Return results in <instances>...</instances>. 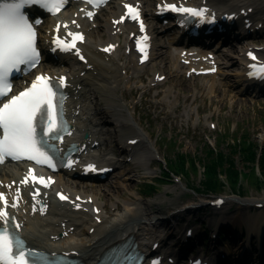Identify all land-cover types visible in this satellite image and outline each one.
Instances as JSON below:
<instances>
[{"label": "rangeland", "instance_id": "rangeland-1", "mask_svg": "<svg viewBox=\"0 0 264 264\" xmlns=\"http://www.w3.org/2000/svg\"><path fill=\"white\" fill-rule=\"evenodd\" d=\"M104 37V35H102ZM249 41V40H248ZM120 55L119 59L122 60ZM127 59V58H125ZM128 63V62H126ZM128 66V65H127ZM125 67L126 81L120 85L118 93L122 97L127 111L137 122L138 129L148 136L151 145H144L142 141L133 146V154L128 155L119 148L128 138L138 137L134 128L127 124L118 130L107 121L104 122L103 138L105 143L98 154H104L106 150L113 149L116 158L119 159L117 168L104 180H84L85 190L98 192L103 202V208L107 214L115 213L122 200H135L141 205L145 217L152 220L155 216H164L166 211L173 206L181 205L189 201L203 198L195 194L188 187L197 188L202 180V166L215 157V154L223 153L225 158L234 159L239 170L243 173H251L252 181L259 175L261 163L264 164V99L260 97H249L228 92L229 88H219L211 95L208 86L203 81L196 79L191 81L180 75L165 57L155 60L140 72H133ZM163 70L166 75L165 82L153 86V71ZM205 86V87H204ZM226 91L227 93L223 92ZM196 93V95H194ZM167 94H170L167 97ZM92 108L97 111L103 106L102 98L92 95ZM101 113V112H100ZM103 114V113H102ZM104 115V114H103ZM102 115V116H103ZM118 119L124 121L125 112L117 114ZM124 123V122H123ZM125 139V140H124ZM138 139V138H137ZM252 147L253 155L244 154L242 148ZM211 150L215 154H211ZM151 156L148 165L134 164L137 154L146 152ZM180 160L195 162L196 171L187 167V175L178 174L175 178L167 180L164 173L172 168V164L180 163ZM168 163V166L166 165ZM170 163H172L170 165ZM166 168V169H164ZM254 170V171H253ZM168 173V172H167ZM130 175L131 177H127ZM163 176V177H162ZM126 178V179H125ZM120 183L126 188L114 186ZM87 184V185H86ZM153 184L155 187L149 192L145 191V185ZM253 185V183L251 182ZM243 181L246 189L244 197L264 198V186L260 189ZM90 185L94 187H90ZM96 186V187H95ZM100 187L97 189V187ZM115 187V188H114ZM110 190V191H109ZM223 195L226 197L229 209L235 211L233 215L225 217L234 228H243L244 234L233 232V236H222L223 244L220 248L228 252V257L237 255L238 248L246 244L249 254V264L253 261L257 248L264 243V222L262 224L261 236L256 235V229H251L250 220L245 221L244 216H263L264 207L251 209L240 206L234 195L225 188ZM245 192V190H244ZM234 208V209H232ZM195 213L183 212L162 222L160 231L166 232V243H176L178 239L176 232L182 224L189 222L190 216ZM201 215H193L192 218ZM147 219V220H148ZM222 220V219H220ZM147 222V221H146ZM149 222V221H148ZM154 223V224H153ZM150 230L156 229L153 221ZM250 230L247 231L246 228ZM85 232V229H83ZM249 232L252 235L246 233ZM260 239H262L260 241ZM165 244V243H164ZM253 247V251H252ZM259 250V249H258ZM252 264H257L254 261Z\"/></svg>", "mask_w": 264, "mask_h": 264}, {"label": "bare ground", "instance_id": "bare-ground-1", "mask_svg": "<svg viewBox=\"0 0 264 264\" xmlns=\"http://www.w3.org/2000/svg\"><path fill=\"white\" fill-rule=\"evenodd\" d=\"M132 1L142 2L147 17H150L151 11L155 10L153 6L149 5L151 1L155 2V0ZM225 2L221 7L229 6L230 9L235 10L232 2H229L228 4H225ZM258 3V6H254L253 9L248 8L247 12H251L254 15L264 13V0H260ZM242 7L243 6H240L239 9ZM120 11L121 9L118 7L117 1H113L105 7L101 13L95 16V19H93L92 22H90L91 20L88 18L79 17L76 11L73 10L69 12L64 11L55 18H48L46 24L40 26L39 37L40 43L43 46H48L49 35L57 22L59 23L58 31H62L61 26H64L65 23L73 25L75 30L85 31L86 38L84 44L81 45V48L87 57L86 64L80 65L74 60V58L67 54H57V63L52 64L41 62L35 72L44 71L51 74L60 69L67 71L69 74V87H67L69 92L68 112L70 114L69 116L73 119V125L78 139H82L80 133H88L89 138L82 141L86 144L85 149L87 151L90 149V144L93 141H97L98 139L101 140L102 128L99 127V125L106 122V120L114 125L117 132L120 128L126 126V124L129 127L134 128L136 132L139 130L137 122L132 117L131 113L127 111L126 105L118 93L121 83L126 81L127 78L124 69V66H127V64L125 61H119L116 55L118 50H120V46L117 47L115 53L113 52L111 54H105L99 50L100 48L105 47L108 42L110 43L117 38L116 35L112 34L113 23L110 19L118 17ZM68 17H70L69 20ZM155 17L157 16L155 15ZM123 29H126V31L128 30L129 32L132 31V28L126 24L122 25L121 30ZM150 29L154 34V54L156 52L155 56H157V58L169 48L173 50L172 55L176 62V67H180L179 61L187 65V67H191L208 60V56L204 53L196 54L195 51L186 49L185 47L187 46L181 41L176 42L180 46H172L171 41H167V45L165 46V44L157 37L163 36L166 32L157 28L154 23L150 24ZM102 33H105L106 37H103ZM127 38L124 40L125 48H129ZM183 50L186 51L185 54L181 53ZM127 54L130 56L129 59L131 58V69L135 72L140 71L143 67L137 65L133 55H130V51L127 52ZM262 54H264V52H262ZM81 71H84L83 75H80ZM20 86H22V84L18 83V87ZM208 88L209 92L213 93L214 83L212 82ZM88 95H94L97 98L104 99L103 107L99 111L104 114L103 121L101 120L102 117H99L98 113L89 107L93 101L88 98ZM121 111H124L126 115L124 121L118 119L117 114L120 115ZM119 136L120 133L118 132L116 138L122 139L119 138ZM137 136L145 146H152L148 136L144 135L142 131L138 132ZM134 138L136 137L127 138L126 140L124 139L125 142L121 145L122 149L127 153L130 151L132 152L131 154L134 153L132 149H134L133 146H135L136 143L134 145L129 143L130 139L133 140ZM99 143L101 144L100 141ZM86 156L89 157L90 155L87 154ZM91 156L99 162L107 161L110 158L106 157L108 158L106 159L105 156L99 157L92 153ZM150 159L151 156L147 155V151L142 152L140 155L137 154L134 164L146 166ZM112 163H114V160ZM23 170V164L4 165L0 171V182L6 185H11L12 182H18L20 178L19 176L22 174ZM71 175V172L65 175L57 174V181L54 185V189H63L68 192L71 197L78 195L81 199L86 200L83 204L86 212H75L72 208L67 207L66 204L60 205L52 203L48 215L44 218L30 216V213L23 214L24 209L28 210V206H25L24 204L26 202L30 203L28 199L27 201L25 200V195L30 192V189L27 186H24V193L21 197L24 204H22L23 206L20 208L17 215L23 221L22 234L30 246L51 252L74 251L82 261L93 262L107 247L116 242L122 241L128 235H131L140 243L142 251L152 250V244L156 242V239H153L150 243L147 236L151 237L149 227H155L149 225L148 221L151 223V220L145 217L146 215L143 214L141 205L138 201L124 199L120 201L121 205L115 213L107 214L102 206L103 202L100 194L98 192L95 193L94 191L85 190V184L76 180L73 181ZM127 177L129 178L131 176L128 175ZM91 186L92 185H90V187ZM114 186L123 189L126 188V186L120 183H117ZM99 187L100 186H98L97 189ZM37 198L44 201H51L49 192H44L37 196ZM96 216L101 218L99 223L94 221V217ZM171 216H173V214H166L159 217L155 216L153 220L156 225L159 224V228L161 229L163 226L162 222H165L168 218H171ZM243 220H250V226L253 229H256L255 234L261 235L259 234L258 229L262 227L264 215L259 217H251L248 215L244 216ZM83 228H85V232H82ZM65 231H67V234H64ZM155 248L158 247L156 246Z\"/></svg>", "mask_w": 264, "mask_h": 264}, {"label": "snow or ice", "instance_id": "snow-or-ice-1", "mask_svg": "<svg viewBox=\"0 0 264 264\" xmlns=\"http://www.w3.org/2000/svg\"><path fill=\"white\" fill-rule=\"evenodd\" d=\"M32 2L33 0H0V98L6 97L12 88L9 79L12 72L22 70V65L34 67L39 61L35 29L22 11L25 4ZM36 2L42 3L50 10H58L55 5L49 4V0H36ZM126 7L132 18L139 16L138 10L133 5L127 4ZM162 7L194 15H202L203 11L175 4H165ZM141 29L143 30L142 22ZM70 35L74 39L82 38L79 33H70ZM60 43L64 46V42ZM141 50L143 51V48ZM248 55L255 58L252 52ZM257 67L260 69L259 74L264 75V65H257ZM54 97L52 82L44 75H37L30 87L12 95L10 99H5V102L0 104V130H2L0 160H3L5 156L13 158L27 156L40 163L51 162V158L39 146L37 123L39 121L44 125V132L50 133L56 128ZM86 167L94 166L89 164ZM33 179L37 177L34 176ZM39 179L44 182V178ZM62 198L66 199L63 196ZM0 199H3V194H0ZM2 215L6 213L0 209V216ZM0 264H28L22 241L18 237L14 240L8 234L7 228L0 230ZM152 264H157V261L153 260Z\"/></svg>", "mask_w": 264, "mask_h": 264}, {"label": "trees", "instance_id": "trees-1", "mask_svg": "<svg viewBox=\"0 0 264 264\" xmlns=\"http://www.w3.org/2000/svg\"><path fill=\"white\" fill-rule=\"evenodd\" d=\"M254 149L251 145V147H245L242 148L244 150V154L253 155ZM211 154H215L211 150ZM264 156V151H263ZM180 163L172 164V168L174 169L175 173H182L186 176L187 175V167L190 166L193 171L197 170V166L195 162H186L184 160H180ZM264 162V161H263ZM168 164V163H167ZM169 171H172L171 169H168ZM254 171V170H253ZM245 174V173H244ZM249 173L245 174V176H248ZM163 176L169 179L168 173H164ZM162 176V177H163ZM224 177V179L222 178ZM250 177L253 178V176L250 173ZM250 178V183H253V186L256 189H260L264 186V164L261 163V170L259 171V175L255 177L254 181ZM226 179V180H225ZM244 178L241 176V170L238 169L237 164L235 163L234 159L225 158L223 153L215 154V157H213L209 162L208 165L202 166V180L199 182V186L197 188H192L193 192L197 194H210L214 192L221 191L225 186V182L228 183V185L233 190H239L240 192H243L241 182ZM155 186L153 184L145 185L144 190L150 191Z\"/></svg>", "mask_w": 264, "mask_h": 264}]
</instances>
